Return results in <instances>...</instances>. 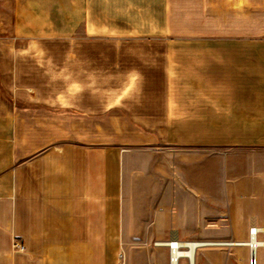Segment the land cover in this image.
<instances>
[{"label": "crops", "instance_id": "1", "mask_svg": "<svg viewBox=\"0 0 264 264\" xmlns=\"http://www.w3.org/2000/svg\"><path fill=\"white\" fill-rule=\"evenodd\" d=\"M1 1L13 9L0 17V264H116L119 249L130 245L133 177L146 165L141 153L130 149L131 135L133 143L151 147L187 143L176 135L178 119L200 116L188 115L172 91L176 47L162 53L155 44L160 40L146 45L114 24L163 23L164 30L155 34L176 43L190 33L179 32L178 24L194 21L191 5L188 0ZM246 1L253 42L264 43V0ZM238 3L201 0L202 23L219 34L226 17L241 14ZM211 64L227 65L225 58H207L205 65ZM206 80L210 86L215 79ZM115 109L122 119L117 133ZM253 119H264V47L256 46ZM99 120H105L102 142ZM154 193L144 197L156 198ZM199 195L208 197L203 190ZM258 215L234 212L229 240H247L250 221ZM162 237L153 243L154 264H169L168 249L159 243L204 242ZM14 239L24 252L11 253ZM248 256L241 253L238 264H248ZM196 259L199 264L198 253Z\"/></svg>", "mask_w": 264, "mask_h": 264}, {"label": "rangeland", "instance_id": "2", "mask_svg": "<svg viewBox=\"0 0 264 264\" xmlns=\"http://www.w3.org/2000/svg\"><path fill=\"white\" fill-rule=\"evenodd\" d=\"M1 2L0 17L7 9H13L3 7ZM115 2L120 4L122 1ZM188 3L191 5L188 13L192 11L194 21L178 24L179 32L189 30L190 33L181 34L176 43L166 39L168 35L155 34L160 28L164 30L163 23L114 24L115 30L129 29L131 38L143 39L146 45L152 43L151 39L160 40L155 44L162 53L167 46L176 47L177 55H172L173 70L170 72L176 78L177 86L172 87V91L176 92L179 106L187 108L188 115L200 116L178 119L176 135L187 143H163L151 147L133 143L136 137L131 135L129 147L141 153L146 165L133 177L137 193L132 194L138 197L135 195L129 200L130 245L119 249L116 264L157 262L152 258L157 250L153 243L158 241L160 233L164 240L176 234L182 240L214 243L196 250L199 264H238L239 255L247 256L249 249L233 246L242 240H229L232 239L229 229L232 214L237 210L257 213L259 221L253 217L250 224L264 223V119H253V46L264 47V43L253 42V14L249 17L250 6L246 0H239L241 14L236 12V15L226 17L225 29L219 34L209 32L202 23L201 0H188ZM207 25L212 27L214 23ZM207 58H225L227 65L225 69L205 65ZM197 78L204 86L196 84ZM209 78L215 80L207 86L206 79ZM218 78L220 81L216 80ZM201 95H206L204 101L200 100ZM192 107L196 111L189 110ZM120 121V114L115 109V133L119 132ZM103 126L105 120H99V142L105 140ZM154 190L158 193L156 198L144 197ZM202 190L208 197H198ZM191 222H194V229L189 230ZM172 226L179 231H170ZM260 239L264 240V235ZM13 241L11 253L24 252L25 249L16 252ZM257 257L259 264H264V250L260 249ZM196 261L195 256V264H198Z\"/></svg>", "mask_w": 264, "mask_h": 264}, {"label": "bare ground", "instance_id": "3", "mask_svg": "<svg viewBox=\"0 0 264 264\" xmlns=\"http://www.w3.org/2000/svg\"><path fill=\"white\" fill-rule=\"evenodd\" d=\"M253 224L255 223H252V226ZM176 242H177L176 244L177 248L182 247V249L173 250L171 255V264H179V261L181 259H186L188 264H195L196 250L204 246L214 245V243H209L205 241L182 242L179 240H171L166 243H159L157 245L161 246L162 244V246H168V244L170 243L175 244ZM234 245L247 247L249 249V252L252 255L255 254L256 257L260 249L264 250V240L258 239L255 235H251L250 239L248 238V240L246 241L236 242L234 243Z\"/></svg>", "mask_w": 264, "mask_h": 264}, {"label": "built area", "instance_id": "4", "mask_svg": "<svg viewBox=\"0 0 264 264\" xmlns=\"http://www.w3.org/2000/svg\"><path fill=\"white\" fill-rule=\"evenodd\" d=\"M248 235L250 237H251V235H255L258 239H260L261 236L264 235V226H259L257 224H253V226L251 225L249 230H248ZM249 236H248V238L250 239ZM176 244H177V242L175 244L170 243V244H168V246H166L168 249V253H169V264H171V255H172L173 250L182 249V247L177 248ZM233 246H239V245H233ZM12 247L16 252H21L25 249L23 244L18 240L13 241ZM248 264H259V258L256 257L255 254L252 255L249 252Z\"/></svg>", "mask_w": 264, "mask_h": 264}]
</instances>
